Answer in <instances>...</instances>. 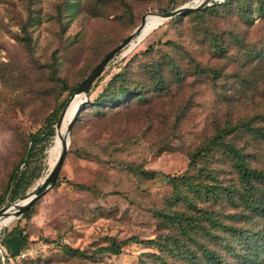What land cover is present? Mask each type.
<instances>
[{
	"label": "rangeland",
	"instance_id": "374dc122",
	"mask_svg": "<svg viewBox=\"0 0 264 264\" xmlns=\"http://www.w3.org/2000/svg\"><path fill=\"white\" fill-rule=\"evenodd\" d=\"M200 1L0 0V207L23 196L8 200L3 191L8 173L15 164L19 169L23 166L18 160L27 146V135L45 128L67 88L127 35L141 14L163 12L167 2L174 9ZM212 1L221 0L190 9L198 12L181 11L163 19L130 50L123 52V47L116 52L92 79L89 98L124 65L131 83H141L146 101L132 98L128 105L102 115L88 105L77 114L57 175L32 202L33 213L28 218L13 216L0 226V249L7 253L14 254L27 244H45L18 264H140V260L162 264L157 256L166 262L191 264L169 250L139 241L122 242L117 254L97 248L128 236H177L172 225L153 214L154 210L192 212L181 200L167 205L175 189L171 176L189 175L194 184L235 182L226 156L214 153L190 163L188 151L216 125L240 116L256 114L255 123L264 125V15L253 12L248 20L235 10L241 0L209 8ZM23 35L28 45L20 39ZM237 39L259 52L253 65L236 61L243 49ZM217 42L227 48L226 55L213 51ZM53 57L55 77L49 68ZM168 60L177 66L179 79ZM150 66L159 68L168 87L153 88ZM211 68L219 71L216 76ZM55 122L53 134L39 142L42 151L36 144L26 166L36 176L24 195L47 173L48 151L63 136V128L55 135ZM263 142L255 143L257 152ZM209 167L215 169L214 181L204 174ZM66 180L92 190L78 189ZM176 186L193 197L191 190ZM196 204L219 209L221 215L238 209L224 199L213 203L197 198ZM200 239L223 252L216 240ZM194 249L198 252L195 245ZM227 261L239 264L230 256Z\"/></svg>",
	"mask_w": 264,
	"mask_h": 264
},
{
	"label": "trees",
	"instance_id": "16d2710c",
	"mask_svg": "<svg viewBox=\"0 0 264 264\" xmlns=\"http://www.w3.org/2000/svg\"><path fill=\"white\" fill-rule=\"evenodd\" d=\"M229 1H212L209 8H213L214 4H223ZM172 7V3L167 2L163 12ZM235 10L240 15L247 17L248 20H251L253 12L263 16L264 0H241L235 6ZM184 11L198 12V9ZM20 39L23 40L25 45H28V38L26 36L23 35ZM237 42L243 48L241 54L236 58L238 63L242 65L250 63L251 65L253 61L258 59L260 54L257 50L253 49L252 45L246 46L240 39H237ZM214 45L213 51L215 53L219 55L227 54V48L222 44L217 42ZM168 63L179 79L181 75L177 66L172 60H168ZM49 68L53 77H55L54 57L49 63ZM203 69L199 68V70ZM148 70L153 78V88L168 87L158 67L150 66ZM208 70L214 76L219 72L214 68ZM80 81L67 88L66 96L58 103V110L62 108L67 97L74 91ZM144 93L141 83H131L128 76H126V69L123 65L106 80L105 84L93 98L88 97L80 105L73 121L85 106L89 105L93 109V112L102 115L106 114L107 110L111 108L128 105L127 103L132 98L137 101H146ZM58 110L54 112L52 119L46 124L45 128H37L27 135V146L18 160L23 166L19 169L18 164H15L10 169L3 188V191H7L9 201L24 195L25 188L36 176V172L33 169L28 171L26 166L34 155L36 144L39 145L38 149L40 153L43 146L39 142L44 139L47 140L53 134L52 123L57 119ZM255 117L256 114L244 115L238 117L233 122L227 121L223 125H216L210 135L188 151L190 163H194L201 156H212L214 153L226 156L230 160L235 172V182L219 184V182L214 181L215 169L211 167L207 168L204 172L208 178L214 181L211 183L194 184L189 175L185 174L171 176L169 179L175 189L173 190V196L167 201V205L181 200L192 212L185 213L177 210L163 212L161 210H154L153 214L172 225L178 234L177 236L164 235L157 239L152 237L138 239L135 236H128L122 241L111 240L106 245L98 246L97 251H108L117 254L120 252L122 242L139 241L149 246L157 247L159 250H169L173 255L176 254L179 257L186 258L191 264H229L227 261L228 256L233 257L239 264H264V142L261 150L258 152L255 146V143L264 141V125L255 123ZM61 127L62 121L58 123L55 135L61 131ZM236 138H239V142L235 141ZM77 154L83 157L89 155L82 152H77ZM140 171L147 174L152 173V171ZM56 180L54 186L57 185ZM66 183L78 189L92 190L89 185L81 182L66 180ZM176 183L181 184L185 189L191 190L193 197L190 198L183 193L176 186ZM1 198L0 196V201ZM197 198L203 200L209 199L213 203H218L224 199L232 207H238V209L221 215L219 209L198 206L196 204ZM32 213L31 204L21 212L19 217L28 218ZM202 221H205V223ZM233 221H239L240 224H234ZM11 232L12 228L7 232V236H10ZM202 236L216 240L218 247L223 252L202 242L200 239ZM20 238L24 242L26 238L25 234H20ZM0 244L2 245V243ZM194 245L200 254L194 249ZM7 255L13 256L12 252L7 253ZM157 258L161 260L162 264H177L175 262H166L158 256ZM19 261H15L14 264H18ZM0 264H2L1 260ZM140 264H145V262L140 260Z\"/></svg>",
	"mask_w": 264,
	"mask_h": 264
},
{
	"label": "water",
	"instance_id": "95a60500",
	"mask_svg": "<svg viewBox=\"0 0 264 264\" xmlns=\"http://www.w3.org/2000/svg\"><path fill=\"white\" fill-rule=\"evenodd\" d=\"M207 1H209V0H202L194 6L181 5V6L174 8V9L167 10L165 12H158V13L154 12V13L159 15V17L161 18V21H162L163 19L168 18V17H170V16H172L178 12H181L184 10H190V9L202 6L203 4H206ZM143 15L144 14L140 15V19H139L138 24L127 35H125L117 44H115L110 50H108L103 55V57L89 70V72L81 79V81L78 83V85L76 86L74 91L68 96V98L64 102V105L58 114L57 120L55 122V126L58 124V121H59V118L62 114V111H63L65 105L67 104L68 100L71 98V96L77 92H81L83 94V97L81 98V100L76 105L75 111H74L73 115L71 116V118H70V120L66 126V138L67 139H68L69 127L71 125V122L73 121L80 105L88 99L87 88H88L89 83L100 72V70L102 69L104 64L116 52H118L121 48L126 46L128 44V42L137 35V32H138L140 25H141ZM66 145H67V143H65V142L62 143L61 149L58 152L56 159L54 160L53 164L51 165V167L49 168V170L47 171V173L45 174L43 179L40 181V183L38 185L34 186L33 189L29 193H26L22 197L16 199V200H18L21 198H25V200L22 202V204H20L19 206H17L15 209L12 210L13 216H19L23 210L28 208L32 204V202L52 184V182L54 181V179L57 175V172L59 170L61 162L63 160L64 154L66 151ZM16 200L12 201L11 203H14ZM3 207L4 206L0 207V213H1Z\"/></svg>",
	"mask_w": 264,
	"mask_h": 264
},
{
	"label": "bare ground",
	"instance_id": "6f19581e",
	"mask_svg": "<svg viewBox=\"0 0 264 264\" xmlns=\"http://www.w3.org/2000/svg\"><path fill=\"white\" fill-rule=\"evenodd\" d=\"M198 1H200V0H195L194 3L198 2ZM160 22H161V18L159 17V15H157L155 13H153V14L147 13V15L144 14L142 17L141 25H140V28L137 32V35L134 38H132L126 46H124V48L122 49L123 52L130 50L134 45H136V43L140 39H142V37L150 29H152L154 26H156ZM82 97H83V94L81 92L74 93L71 96V98L68 100L67 104L65 105V107L62 111V114L59 118L60 121H58V123H60L62 121L61 129L63 128V130H62L63 136L61 139L57 140L55 142V144L52 145L48 151V159H47L48 170L51 167V165L53 164L54 160L56 159L57 154L61 149L62 143L68 142V139L66 138V126H67L71 116L73 115V113L75 111L76 105L78 104V102L81 100ZM24 200H25V198L18 199L14 203L9 204V206L2 208V211L0 213V226L7 223L8 221H10L13 218L12 210L15 209L17 206H19L20 204H22V202Z\"/></svg>",
	"mask_w": 264,
	"mask_h": 264
},
{
	"label": "built area",
	"instance_id": "2783aa9c",
	"mask_svg": "<svg viewBox=\"0 0 264 264\" xmlns=\"http://www.w3.org/2000/svg\"><path fill=\"white\" fill-rule=\"evenodd\" d=\"M44 245L45 244H27L14 253L13 256H8L5 250L0 249V260L2 264H14V260L18 261L23 258L34 256Z\"/></svg>",
	"mask_w": 264,
	"mask_h": 264
}]
</instances>
